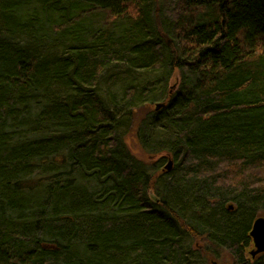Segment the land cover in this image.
Here are the masks:
<instances>
[{"label": "trees", "instance_id": "trees-1", "mask_svg": "<svg viewBox=\"0 0 264 264\" xmlns=\"http://www.w3.org/2000/svg\"><path fill=\"white\" fill-rule=\"evenodd\" d=\"M261 212L264 0H0V264H264Z\"/></svg>", "mask_w": 264, "mask_h": 264}, {"label": "rangeland", "instance_id": "rangeland-1", "mask_svg": "<svg viewBox=\"0 0 264 264\" xmlns=\"http://www.w3.org/2000/svg\"><path fill=\"white\" fill-rule=\"evenodd\" d=\"M139 78H143V77L141 75H140V77L137 76V79H139ZM104 79H101L100 84H99V89H98V92H99V94L101 95L102 98H104L105 100H108V97H109L108 95L111 92H114L115 94H120L121 93L122 87H121L120 83H118V81H116L115 84H111V83H109L108 80L103 81ZM175 80H176V73L173 74V77L170 79V81L168 83L169 87L174 86V84L176 83ZM153 108H154V105H150V106H147V107H143L142 109H138L136 118H141L145 113H147L148 111H150ZM126 142H127V145H128V148H129L130 152L135 157L139 158L140 160L144 161L147 164H153L155 162L156 156H150L143 149H141V147L139 146V144H138V142H137V140H136V138H135L133 133H130L126 137ZM168 159H171V158L168 157L167 160L165 159L164 163L162 164V167L165 166V164L168 161ZM162 167L159 168V170H158L159 172L162 169ZM158 171H156V172H158ZM42 189L43 188L39 189V191L36 192L35 194H33L31 197H35V198L39 197L40 198L41 197L40 191ZM149 194H150V197H151L152 196V191H150ZM226 205L228 207L230 205H231V207L232 206L234 207L235 203L228 202ZM260 216L264 218V212L263 213L261 212L258 215L256 214V218L260 217ZM205 243H206L205 241L200 240V239L195 241V246H197V248L199 247L204 252L203 255H205V252L207 251V249L205 250V246H204ZM251 249H253L252 241H251V244L245 250L246 257H248L249 259L251 257L250 254H249V251ZM257 255H259V254H257ZM257 255H255V256H257ZM252 258H254V257H252ZM206 261H207L208 264H211V262H215L216 264H235L234 260L232 258L231 252L228 251V250H221L218 257L207 255Z\"/></svg>", "mask_w": 264, "mask_h": 264}, {"label": "water", "instance_id": "water-1", "mask_svg": "<svg viewBox=\"0 0 264 264\" xmlns=\"http://www.w3.org/2000/svg\"><path fill=\"white\" fill-rule=\"evenodd\" d=\"M162 104H156L155 108H159ZM172 167V159H168L164 166V170L169 171ZM231 208V205L229 206ZM250 238L253 244V249L249 251L251 257H255V255L264 253V218L257 217L253 223L250 230ZM211 264H216L215 262H211Z\"/></svg>", "mask_w": 264, "mask_h": 264}]
</instances>
